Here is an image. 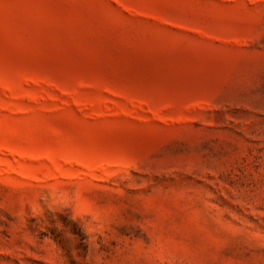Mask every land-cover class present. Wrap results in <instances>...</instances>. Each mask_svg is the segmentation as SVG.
Listing matches in <instances>:
<instances>
[{
    "label": "rangeland",
    "instance_id": "rangeland-1",
    "mask_svg": "<svg viewBox=\"0 0 264 264\" xmlns=\"http://www.w3.org/2000/svg\"><path fill=\"white\" fill-rule=\"evenodd\" d=\"M0 264H264V0H0Z\"/></svg>",
    "mask_w": 264,
    "mask_h": 264
}]
</instances>
